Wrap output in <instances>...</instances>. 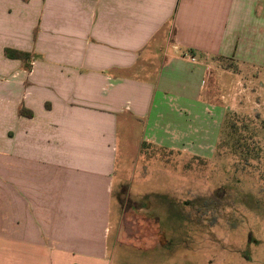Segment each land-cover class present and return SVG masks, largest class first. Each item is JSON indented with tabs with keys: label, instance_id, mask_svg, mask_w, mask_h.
Returning a JSON list of instances; mask_svg holds the SVG:
<instances>
[{
	"label": "crops",
	"instance_id": "obj_1",
	"mask_svg": "<svg viewBox=\"0 0 264 264\" xmlns=\"http://www.w3.org/2000/svg\"><path fill=\"white\" fill-rule=\"evenodd\" d=\"M203 58L264 76V0H0V264H114L120 152L215 154L228 107Z\"/></svg>",
	"mask_w": 264,
	"mask_h": 264
},
{
	"label": "rangeland",
	"instance_id": "obj_2",
	"mask_svg": "<svg viewBox=\"0 0 264 264\" xmlns=\"http://www.w3.org/2000/svg\"><path fill=\"white\" fill-rule=\"evenodd\" d=\"M202 61L228 107L215 154L120 152L110 215L114 264L124 251L129 264H264V76ZM118 231L143 248L115 247ZM158 232L166 242L155 240Z\"/></svg>",
	"mask_w": 264,
	"mask_h": 264
},
{
	"label": "trees",
	"instance_id": "obj_3",
	"mask_svg": "<svg viewBox=\"0 0 264 264\" xmlns=\"http://www.w3.org/2000/svg\"><path fill=\"white\" fill-rule=\"evenodd\" d=\"M5 56L8 58L20 60L27 69H30L31 65L29 62L31 59V55L29 53L19 51V50L6 49L5 50ZM18 114L22 115V116H26V117L32 116V112L30 110H27L26 108H24L23 105L19 108Z\"/></svg>",
	"mask_w": 264,
	"mask_h": 264
},
{
	"label": "built area",
	"instance_id": "obj_4",
	"mask_svg": "<svg viewBox=\"0 0 264 264\" xmlns=\"http://www.w3.org/2000/svg\"><path fill=\"white\" fill-rule=\"evenodd\" d=\"M191 61H194V59L192 58Z\"/></svg>",
	"mask_w": 264,
	"mask_h": 264
}]
</instances>
